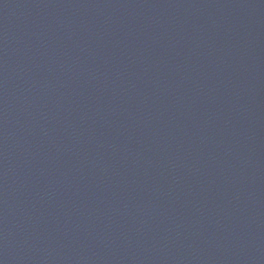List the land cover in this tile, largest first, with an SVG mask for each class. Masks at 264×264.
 <instances>
[{"label": "water", "instance_id": "1", "mask_svg": "<svg viewBox=\"0 0 264 264\" xmlns=\"http://www.w3.org/2000/svg\"><path fill=\"white\" fill-rule=\"evenodd\" d=\"M0 264H264V0H0Z\"/></svg>", "mask_w": 264, "mask_h": 264}]
</instances>
